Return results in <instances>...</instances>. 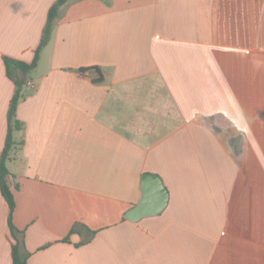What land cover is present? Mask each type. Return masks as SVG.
I'll list each match as a JSON object with an SVG mask.
<instances>
[{"label":"crops","instance_id":"0c3cea01","mask_svg":"<svg viewBox=\"0 0 264 264\" xmlns=\"http://www.w3.org/2000/svg\"><path fill=\"white\" fill-rule=\"evenodd\" d=\"M56 1L0 0V158L4 58L33 62ZM29 82L7 163L28 264H264V0H70ZM145 174L169 204L134 223ZM14 244L0 188V264Z\"/></svg>","mask_w":264,"mask_h":264},{"label":"trees","instance_id":"16d2710c","mask_svg":"<svg viewBox=\"0 0 264 264\" xmlns=\"http://www.w3.org/2000/svg\"><path fill=\"white\" fill-rule=\"evenodd\" d=\"M69 1L70 0H57L49 10L47 25L44 30L40 46L36 51L35 58L32 63L28 64L8 57L4 58L7 75L13 81L16 88L15 94L10 103V108L8 112V133H7L5 147L0 158V188H1L2 196L9 207V227L12 237L16 241V244H14L12 251L14 264H28L27 262L28 256L23 255L21 253L22 241L19 237L20 231L13 224V213L16 207V202H15L14 194L8 184V176L10 172L8 170L7 163L10 154L16 145L13 135L14 132L23 129V123L17 118V108L19 102L22 99L23 89L28 84L29 75L38 65L41 50L48 44L51 38L54 26L59 16L60 9Z\"/></svg>","mask_w":264,"mask_h":264},{"label":"water","instance_id":"95a60500","mask_svg":"<svg viewBox=\"0 0 264 264\" xmlns=\"http://www.w3.org/2000/svg\"><path fill=\"white\" fill-rule=\"evenodd\" d=\"M141 188L142 200L125 215L126 219L134 223H138L145 218L159 216L169 204V192L160 176L154 174L143 175Z\"/></svg>","mask_w":264,"mask_h":264},{"label":"built area","instance_id":"2783aa9c","mask_svg":"<svg viewBox=\"0 0 264 264\" xmlns=\"http://www.w3.org/2000/svg\"><path fill=\"white\" fill-rule=\"evenodd\" d=\"M29 85L33 86V84L31 82L28 83Z\"/></svg>","mask_w":264,"mask_h":264}]
</instances>
